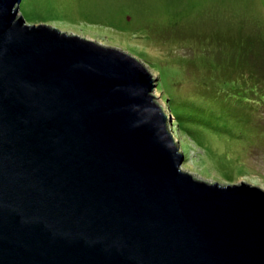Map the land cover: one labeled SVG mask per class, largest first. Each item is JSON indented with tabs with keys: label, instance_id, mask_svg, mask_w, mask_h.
Segmentation results:
<instances>
[{
	"label": "water",
	"instance_id": "95a60500",
	"mask_svg": "<svg viewBox=\"0 0 264 264\" xmlns=\"http://www.w3.org/2000/svg\"><path fill=\"white\" fill-rule=\"evenodd\" d=\"M0 0V264H264V190L182 170L136 57Z\"/></svg>",
	"mask_w": 264,
	"mask_h": 264
},
{
	"label": "rangeland",
	"instance_id": "374dc122",
	"mask_svg": "<svg viewBox=\"0 0 264 264\" xmlns=\"http://www.w3.org/2000/svg\"><path fill=\"white\" fill-rule=\"evenodd\" d=\"M20 15L141 60L182 170L264 190V0H21Z\"/></svg>",
	"mask_w": 264,
	"mask_h": 264
},
{
	"label": "trees",
	"instance_id": "16d2710c",
	"mask_svg": "<svg viewBox=\"0 0 264 264\" xmlns=\"http://www.w3.org/2000/svg\"><path fill=\"white\" fill-rule=\"evenodd\" d=\"M172 95H174V94H171V95H169L168 97H167V101L168 102H173V103H175L176 104V97H173ZM176 98V99H175ZM178 104H179V102H178ZM177 106V105H176ZM179 106V105H178ZM177 117H178V119H180V117H182V115H181V112H180V109H178V113H177ZM178 127H180V125L178 124Z\"/></svg>",
	"mask_w": 264,
	"mask_h": 264
}]
</instances>
